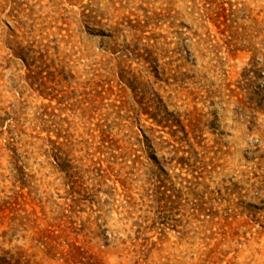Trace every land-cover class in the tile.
Returning a JSON list of instances; mask_svg holds the SVG:
<instances>
[{
    "label": "rangeland",
    "instance_id": "374dc122",
    "mask_svg": "<svg viewBox=\"0 0 264 264\" xmlns=\"http://www.w3.org/2000/svg\"><path fill=\"white\" fill-rule=\"evenodd\" d=\"M263 44L264 0H0V264H264Z\"/></svg>",
    "mask_w": 264,
    "mask_h": 264
},
{
    "label": "trees",
    "instance_id": "16d2710c",
    "mask_svg": "<svg viewBox=\"0 0 264 264\" xmlns=\"http://www.w3.org/2000/svg\"><path fill=\"white\" fill-rule=\"evenodd\" d=\"M223 11L226 12V9H223ZM255 51H256L255 55L260 53L264 56V44H263L262 49L258 48V49H255ZM262 76H263V74L258 73L257 78H261ZM254 97L256 98L255 102H256L257 106H259V104H260L259 109L261 111L263 110V112H264V100H263L264 99V89H261L259 92H256ZM253 100H255V99H253Z\"/></svg>",
    "mask_w": 264,
    "mask_h": 264
}]
</instances>
